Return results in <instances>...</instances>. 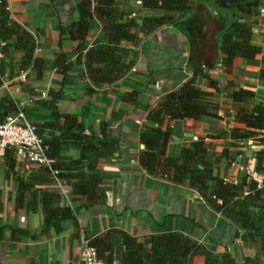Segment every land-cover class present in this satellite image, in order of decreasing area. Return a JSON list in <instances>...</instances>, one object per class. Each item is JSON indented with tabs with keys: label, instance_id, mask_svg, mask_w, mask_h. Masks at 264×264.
I'll return each mask as SVG.
<instances>
[{
	"label": "crops",
	"instance_id": "obj_1",
	"mask_svg": "<svg viewBox=\"0 0 264 264\" xmlns=\"http://www.w3.org/2000/svg\"><path fill=\"white\" fill-rule=\"evenodd\" d=\"M215 1L192 0L184 15L142 37L135 47L122 42L136 52L133 65L119 80L94 87L86 77L84 59L102 27L95 0H5L10 19L33 38L32 58L41 66L9 75L8 64L22 54L0 55L5 66L0 109L22 111L43 141L58 145L50 165L58 170L65 194L59 190L56 204L73 212L74 220L56 221L44 233L41 192H51L49 178L16 155L13 173L6 177L0 158V264H80L83 243L109 230L144 248L152 237L181 234L214 257L231 255L236 264L254 255L242 248L239 231L208 208L196 190L172 182L169 173L151 176L139 163V132L156 128L146 119L148 112L194 78L202 89L210 80L219 83V90L212 92L216 118H165L160 126L166 134L162 157L175 158L182 148L202 139L213 177L234 181L246 172L253 178L258 154L264 168V144L258 138L232 142L227 133L241 128L232 122L234 89L250 87L253 103L264 105V78L258 76L264 26L259 28L254 20L251 26L250 44L260 48V54L234 59L226 72L218 64L217 38L236 11L224 12ZM81 2H89L91 14L80 31L83 40L74 38L78 32L72 28ZM134 2L113 0L112 22L123 24L134 17ZM257 11L264 17V3ZM57 93L54 111L41 106ZM263 177L258 175L260 182ZM203 261L192 259L193 264Z\"/></svg>",
	"mask_w": 264,
	"mask_h": 264
},
{
	"label": "trees",
	"instance_id": "obj_2",
	"mask_svg": "<svg viewBox=\"0 0 264 264\" xmlns=\"http://www.w3.org/2000/svg\"><path fill=\"white\" fill-rule=\"evenodd\" d=\"M191 3L192 0H140V4L135 5L137 10L134 17L127 19L123 24H116L112 22L115 18L111 15L114 10L113 0H95L94 12L102 27L93 46L85 54L84 67L90 84L100 87L122 78L133 65L136 52L122 47L121 43L126 42L132 45V48L135 47L142 37L184 15ZM215 3L224 12L232 8L236 11L217 38L220 56L218 64L227 72L234 59L249 60L260 54V48L250 44V37L253 20L259 28L264 26V17L257 11V6L264 3V0H230L229 7H225V0H216ZM89 6V2L77 5L79 20L72 26L74 31L78 32V36L74 37L76 39L84 38L80 31L83 32V22L90 18L91 14L87 11ZM243 16L244 19H241ZM80 48L82 50L83 45H80ZM33 50V38L23 27L10 19L5 0H0V55L10 51L22 54L17 62L8 64L7 74L9 72L10 75L11 71L16 70L22 72L30 65L33 70L39 68L41 61L32 58ZM260 63L262 65L258 76L264 78V60ZM4 67L0 63V85ZM218 90L219 83L216 81L210 80L208 87L202 89L195 83L194 78H191L160 100L146 117L156 128H142L139 132V142L143 147L139 163L151 176L169 173L172 182L193 188L208 208L228 220L239 231L242 248H249L254 252L251 258L245 257L240 264H264V177L260 184L246 172L239 173L234 181L213 177L210 161L207 160V148L202 139H197L192 148H182L175 158L162 157L166 134L160 130V126L164 119L216 118L218 105L213 102L212 92ZM59 95H52L51 99L41 103V106L54 111V103ZM230 110L233 113L232 122L241 128L229 129L228 139L239 142L258 138V143L264 144V105L253 103V91L250 87L232 91ZM3 111L7 116L17 112L14 107L10 111L0 109V121L5 118ZM35 131L38 135L36 127ZM42 145L45 147L44 155L51 161L59 150L58 145L43 140ZM14 157L13 149H5L0 157L6 177L13 173L16 164ZM255 158L253 171L256 175L264 176L259 154ZM35 168L36 173L49 178L53 186L51 192H41L42 226L45 233L54 222L73 221L74 216L68 208H60L56 204L61 177L55 166ZM86 242L102 264H193L194 257H202V264H236L231 255L214 257L199 244L177 233L152 237L148 248L113 230Z\"/></svg>",
	"mask_w": 264,
	"mask_h": 264
},
{
	"label": "built area",
	"instance_id": "obj_3",
	"mask_svg": "<svg viewBox=\"0 0 264 264\" xmlns=\"http://www.w3.org/2000/svg\"><path fill=\"white\" fill-rule=\"evenodd\" d=\"M139 4L140 0H136L135 5ZM5 149H13L16 156H21L24 161L35 167L50 166L51 161L44 155L45 147L42 145V140L22 111L18 110L0 121V157ZM252 179L260 184L255 173ZM59 190L65 194L60 187ZM80 264H102L96 259L94 251L87 246L86 241L80 249Z\"/></svg>",
	"mask_w": 264,
	"mask_h": 264
},
{
	"label": "water",
	"instance_id": "obj_4",
	"mask_svg": "<svg viewBox=\"0 0 264 264\" xmlns=\"http://www.w3.org/2000/svg\"><path fill=\"white\" fill-rule=\"evenodd\" d=\"M229 1H230V0H225V4H224L225 7H229V3H228ZM236 1L238 2L239 0H236ZM237 236H238V235H237V232H235V234H234V238L236 239Z\"/></svg>",
	"mask_w": 264,
	"mask_h": 264
}]
</instances>
